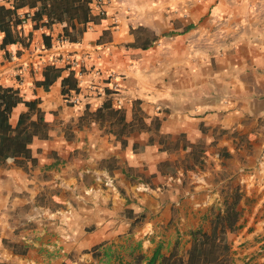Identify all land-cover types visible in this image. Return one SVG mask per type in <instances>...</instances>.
<instances>
[{"label": "crops", "instance_id": "obj_1", "mask_svg": "<svg viewBox=\"0 0 264 264\" xmlns=\"http://www.w3.org/2000/svg\"><path fill=\"white\" fill-rule=\"evenodd\" d=\"M101 11L78 41L56 47L60 24L27 19L24 43L0 49V88L22 100L9 123L30 113L35 133L27 155L0 160V264L83 260L141 218L140 231L153 234L183 202L201 207L192 185L206 184L199 166L212 159L228 180L231 166L242 174L239 210L256 198L264 213V0H94V15ZM63 57L87 70L74 69L75 106L62 95ZM49 66L62 73L45 85ZM111 72L122 77L120 113L86 117L106 99L89 87L108 86ZM242 226L239 241L264 244V218Z\"/></svg>", "mask_w": 264, "mask_h": 264}, {"label": "trees", "instance_id": "obj_2", "mask_svg": "<svg viewBox=\"0 0 264 264\" xmlns=\"http://www.w3.org/2000/svg\"><path fill=\"white\" fill-rule=\"evenodd\" d=\"M25 7L34 9V12L21 16L19 10ZM93 11L94 0H0V31L4 33L0 49L23 42L18 28L27 19L48 29L60 24L63 30L58 40L78 41L89 24L105 17L101 12L96 16ZM44 43L46 48H51L52 37L45 35ZM148 46V44L143 45L144 49ZM68 68L69 66L65 69ZM47 72L50 76H45L43 83L51 85L62 70L49 66ZM106 92V99L94 112H89L90 108H86V117L92 116L98 120L103 119L107 114L120 113V110L113 106L114 98L109 96L111 90L107 88ZM79 93H81L79 80L74 70H70L63 82V98ZM21 101L17 90L0 88V160L27 155L26 145L35 136V133L29 132L30 113L21 116L16 128L9 123L13 108ZM27 106L30 110L34 108V104L30 102ZM33 125L36 128V124ZM242 198L243 192L240 187L232 190L230 197H226L224 209H220L215 214L211 229L205 230L200 227L191 233V246L185 254L172 253L168 257H163L161 247H158L150 258L141 255L136 256L132 262H125L123 258L118 257V264H237L229 234L238 232L243 227L240 224L242 211L239 210Z\"/></svg>", "mask_w": 264, "mask_h": 264}, {"label": "rangeland", "instance_id": "obj_3", "mask_svg": "<svg viewBox=\"0 0 264 264\" xmlns=\"http://www.w3.org/2000/svg\"><path fill=\"white\" fill-rule=\"evenodd\" d=\"M253 153L252 151L250 154ZM211 155L215 157L216 153L213 152ZM222 166L223 163L214 159L199 166L201 171L208 174L206 184L200 186L204 183L194 182L191 192L203 194L200 197L201 207H193L189 204L190 201L183 202V207L173 211L169 222L163 218L158 230L149 235L140 231L145 220L137 219L128 232L120 233L110 243H106L100 253L92 256L88 251L83 253V260L72 257L64 264H118V257L123 258L125 262H132L136 256L150 258L158 247H161L163 257H168L172 253L185 254L191 246V233L200 227L210 230L215 214L224 209L226 197H230L232 190L238 187L245 189L239 169H233L231 166V180H228L226 172L222 173ZM197 186L199 189L195 190ZM257 204L256 198H247L240 206L242 209L240 224L244 225V231L249 224L264 218V213L256 212ZM126 214L123 212L121 215ZM238 232L230 233L233 240L229 239L237 256V264H264L259 261L264 257V244L259 240L241 242L240 237H237Z\"/></svg>", "mask_w": 264, "mask_h": 264}, {"label": "built area", "instance_id": "obj_4", "mask_svg": "<svg viewBox=\"0 0 264 264\" xmlns=\"http://www.w3.org/2000/svg\"><path fill=\"white\" fill-rule=\"evenodd\" d=\"M101 13H103V12L101 11ZM66 42L67 41H65V40H58L56 47H60L63 44H65ZM63 58L66 59L68 62V66H69L68 70L79 69V75H78L79 77L82 76V73L87 72L83 68V62L82 61L77 60L75 58L74 59L69 58V57H63ZM94 75L101 76V72L99 70H94ZM121 78H122L121 75H119L118 73L111 72L107 77L108 86H106V87L105 86H101V87L99 86V88H98L93 84L89 88H90V90H96V88H97V91L100 89V91L103 93V96H105V97L107 96L106 89L108 88L112 92L109 96L116 99L117 104L119 106H122L124 104V100L122 97ZM79 84H80V80H79ZM80 95H81V93L74 94V95H72V96H70L64 100L66 101V104H68V105L72 104V106H75V105H78L80 102H82V100L80 99Z\"/></svg>", "mask_w": 264, "mask_h": 264}]
</instances>
